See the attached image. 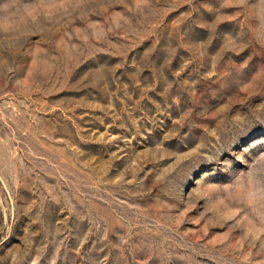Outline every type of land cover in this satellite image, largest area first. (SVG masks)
Wrapping results in <instances>:
<instances>
[{
  "label": "rangeland",
  "instance_id": "1",
  "mask_svg": "<svg viewBox=\"0 0 264 264\" xmlns=\"http://www.w3.org/2000/svg\"><path fill=\"white\" fill-rule=\"evenodd\" d=\"M0 264H264V0H0Z\"/></svg>",
  "mask_w": 264,
  "mask_h": 264
}]
</instances>
